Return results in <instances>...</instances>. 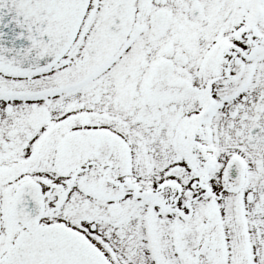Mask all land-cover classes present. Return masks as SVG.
Returning a JSON list of instances; mask_svg holds the SVG:
<instances>
[{"label":"snow or ice","instance_id":"1","mask_svg":"<svg viewBox=\"0 0 264 264\" xmlns=\"http://www.w3.org/2000/svg\"><path fill=\"white\" fill-rule=\"evenodd\" d=\"M0 264H264V0H0Z\"/></svg>","mask_w":264,"mask_h":264}]
</instances>
